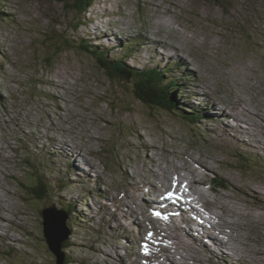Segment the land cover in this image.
Returning a JSON list of instances; mask_svg holds the SVG:
<instances>
[{"label": "rangeland", "instance_id": "1", "mask_svg": "<svg viewBox=\"0 0 264 264\" xmlns=\"http://www.w3.org/2000/svg\"><path fill=\"white\" fill-rule=\"evenodd\" d=\"M83 42L131 69L168 71L166 82L183 78L172 91L178 110L140 101L134 83L111 82ZM189 111L229 115L254 135L225 119L188 120ZM257 115H264V0H97L83 19L51 0H2L0 264H57L42 212L54 207L65 216L70 205L75 223L68 217L72 247L64 253L71 264H158L162 251L192 261L182 264H205L189 247L200 246L147 209L154 188L188 191L196 165L206 182L196 187L210 202L196 195V209L214 223L226 204L248 245L242 258L213 264H251L264 250V121ZM151 166L159 178L149 177ZM215 177L227 187L215 190ZM41 180L48 192L39 198L32 190ZM230 243L226 250L240 255Z\"/></svg>", "mask_w": 264, "mask_h": 264}, {"label": "bare ground", "instance_id": "2", "mask_svg": "<svg viewBox=\"0 0 264 264\" xmlns=\"http://www.w3.org/2000/svg\"><path fill=\"white\" fill-rule=\"evenodd\" d=\"M206 96V95H205ZM240 102H243V100H240ZM246 103V102H245ZM241 109V108H240ZM238 110V109H237ZM252 111V110H251ZM250 111V112H251ZM216 112V111H215ZM249 113V112H248ZM246 117L250 118L251 116L248 115V114H244ZM191 117V116H190ZM229 117V115H228ZM256 118H259L261 119L262 121H264V115L262 116H259L257 115ZM241 120H244L241 118ZM246 122V125L247 123L250 124V122L247 120H244ZM241 122V121H240ZM264 123V122H263ZM256 124V123H255ZM264 127V126H263ZM240 129H242L241 133L242 134H246V135H251L253 136V132L252 130L247 127H240ZM228 135V133H227ZM229 136V135H228ZM234 137V136H233ZM233 139V138H232ZM257 139H259V137H257ZM240 140V139H238ZM258 142H260V144L264 145L263 143H261V140H259ZM57 148V147H55ZM264 148V146H263ZM62 153H64L62 151ZM66 153V152H65ZM79 154V153H78ZM69 159L73 158V156L71 157L70 154H67ZM74 159V158H73ZM188 159L190 161L191 159V156H188ZM194 159V158H193ZM72 160V159H71ZM73 161V160H72ZM86 162H88V160H85ZM198 162L201 164L202 162L198 160ZM74 163V162H73ZM158 163V162H157ZM76 164L77 161H76ZM74 164L78 170V173L81 174L80 172V169L79 167ZM88 165V164H87ZM159 165V163H158ZM154 168L153 166H151L150 168V172H149V177H158L157 175V172L154 171ZM160 168V167H158ZM179 168V167H178ZM197 165L195 166V169L193 170H190V179H189V182H188V185L190 187H187L188 188V191H181L179 190L180 192H182V197L184 199V201H182V208H177L175 207L174 205H172L171 203H168L169 205V212L166 213V215L170 218V220H180V225L182 226H179L178 228V231H182L184 236L185 237H189L190 239L193 240L194 244H197V246H200V248H202V250L198 249L197 247L195 246H189L190 248L192 247L193 249L195 250H199L201 253L204 254V259H205V264H207V262L209 264H213L215 261H221V262H224V261H227L229 263V260L231 258V255L234 256V257H237V258H242V256H245L247 250H248V245H246L244 243V240L243 238H241L239 236V233H241V231H237V229L239 230H242L243 229V224L239 221L240 219H233L232 218V215L233 213L229 212L228 210V207L226 204H221V207L220 209L223 211L224 215L223 216H216L215 218V222L212 223V221H209V223L207 224V227H201L199 226L196 222H195V219L194 218H197L198 217H193V216H197L199 215V212L198 210L196 209V205L199 204L196 199V195H199V197L201 198V201L204 202V199H205V195L203 192H200V189H197L196 186H199L200 187L202 185H204L206 182H205V178H203L200 174V169H197ZM161 169V168H160ZM163 171V170H162ZM168 174V173H167ZM162 177V176H161ZM165 177V176H164ZM159 178V177H158ZM166 178V177H165ZM151 179V178H150ZM162 179V178H161ZM185 180V179H184ZM181 183V182H180ZM184 183V182H183ZM182 184V183H181ZM143 185H140V184H137L136 186L133 187L134 191H135V196H136V192H139L141 189H142ZM148 188V187H147ZM180 188V187H179ZM8 191V190H7ZM134 191L132 193V190L128 191V193L130 194H134ZM143 191V190H142ZM141 193V192H140ZM148 194V193H147ZM130 197V196H128ZM127 197V198H128ZM132 199L134 198V195L131 196ZM131 199V200H132ZM155 199V198H154ZM188 199L192 201V204L190 202H188ZM135 200V199H134ZM206 202H209V200H206ZM204 202V203H206ZM210 203V202H209ZM190 206V207H189ZM201 206V205H200ZM192 208V209H191ZM127 212L128 213H132L131 211V208H127ZM194 210V211H193ZM208 210V209H207ZM206 210V211H207ZM210 213V212H209ZM202 214V213H201ZM206 214V213H205ZM79 215V214H78ZM215 215V214H214ZM208 217V216H207ZM131 218V217H130ZM210 218V217H209ZM214 218V217H213ZM208 219V218H207ZM147 220V219H146ZM219 222H222L223 224L222 225H219L218 223ZM216 223V224H215ZM137 224V223H136ZM179 224V223H178ZM183 225H185V228L183 229ZM216 225V226H215ZM177 226V225H176ZM147 227V226H146ZM215 231H214V230ZM167 230V229H166ZM225 231H228L230 232V234L226 233ZM215 232H218L220 236L223 237V240L221 238H218V236L216 234H213ZM160 234V233H159ZM182 234V233H181ZM226 234L228 240H225L224 238V235ZM156 236V235H155ZM183 236V235H181ZM158 237V236H157ZM177 237V236H176ZM176 237L174 236L172 241L176 240ZM215 237L217 239H220L222 240V242L220 243L217 239H215ZM172 238V236H171ZM184 238V237H183ZM179 240V238H178ZM230 242H233L236 244L237 248L236 249V252L239 253L240 255H233L231 253V251H228L226 250L227 247H231V248H234L232 246V244ZM180 244V243H179ZM192 244V243H191ZM178 247V246H177ZM190 248H187L186 247V253L188 254V249ZM183 249V248H182ZM161 250V249H160ZM166 250V249H165ZM185 251V249H184ZM173 252V251H172ZM235 252V251H234ZM174 253V252H173ZM176 254H178V258L171 260L170 259V256H172L170 254L169 251H162V255H160V259L161 260H157L158 264H160L161 261H165V263L167 264H175L178 260H180L181 262H178V263H183V262H186V263H191L192 261H189L187 260V258H181V254L180 253H177L176 251ZM187 254L185 256H187ZM212 254H216L217 255V258H215L214 256H212ZM228 254V255H226ZM259 254H264V250H260L258 252V256H260L259 258L255 257L251 264H264V259L262 258L261 255ZM174 255V254H173ZM219 256V257H218ZM191 260H194V257H192ZM137 262V261H136ZM242 263V261H241ZM137 264V263H136Z\"/></svg>", "mask_w": 264, "mask_h": 264}, {"label": "trees", "instance_id": "3", "mask_svg": "<svg viewBox=\"0 0 264 264\" xmlns=\"http://www.w3.org/2000/svg\"><path fill=\"white\" fill-rule=\"evenodd\" d=\"M0 0V5H1ZM52 2H59L66 7L70 8L72 11L76 12L78 17H85L92 6L95 4L97 0H51ZM67 46H70V43L66 41ZM138 44V43H137ZM134 46V44H130L129 47ZM103 47H92L91 44L87 42H83L80 45V49L86 53L91 54L96 57L100 68L106 73L111 82L113 83H134L136 88V93L140 101L144 102L149 106H157L166 110H170L172 112H176L178 109L177 103L174 100V96L172 95L173 90H177L179 88V80H168L166 82V71H162L159 68H151V69H143L136 70L129 68L122 58L111 59L108 56V51L104 50ZM102 49V50H100ZM57 51L54 54L59 55L61 51L60 47L56 49ZM50 61V58L47 60ZM52 66V63H50ZM184 110V109H180ZM185 112V111H183ZM191 116V117H190ZM195 115L193 113H189L186 116V119L192 120L195 119ZM40 186L37 188L34 187V194H36L39 198L44 197L48 192V185L44 181H39ZM218 187L225 188L227 187L224 182L217 181ZM50 186V185H49ZM33 189V188H32ZM74 205H70L69 209L63 207L62 210L65 211L66 215L72 219V222L75 223V218L73 215L75 211H73ZM69 226V223H68ZM72 245L69 241H66L63 244V251L70 249ZM71 259L69 256L65 259V264H71ZM87 264V263H85Z\"/></svg>", "mask_w": 264, "mask_h": 264}, {"label": "water", "instance_id": "4", "mask_svg": "<svg viewBox=\"0 0 264 264\" xmlns=\"http://www.w3.org/2000/svg\"><path fill=\"white\" fill-rule=\"evenodd\" d=\"M44 236L47 240L50 251L57 259V264H65L66 255L62 249L64 242L68 241L71 235L67 227L68 217L54 207L46 208L43 212Z\"/></svg>", "mask_w": 264, "mask_h": 264}, {"label": "snow or ice", "instance_id": "5", "mask_svg": "<svg viewBox=\"0 0 264 264\" xmlns=\"http://www.w3.org/2000/svg\"><path fill=\"white\" fill-rule=\"evenodd\" d=\"M156 216H158V217H162V214L161 213H159V212H156V213H154ZM162 218H165L166 219V217H162Z\"/></svg>", "mask_w": 264, "mask_h": 264}]
</instances>
